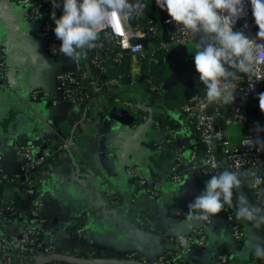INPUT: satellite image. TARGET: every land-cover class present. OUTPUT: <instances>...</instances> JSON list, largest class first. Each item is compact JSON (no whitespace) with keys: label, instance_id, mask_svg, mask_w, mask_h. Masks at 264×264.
Instances as JSON below:
<instances>
[{"label":"crops","instance_id":"obj_1","mask_svg":"<svg viewBox=\"0 0 264 264\" xmlns=\"http://www.w3.org/2000/svg\"><path fill=\"white\" fill-rule=\"evenodd\" d=\"M47 41L40 20L37 24L30 20L25 6L0 0V49H5V61L18 68L14 90L17 101L0 95V183L23 177L25 159L18 147L32 145L35 158L52 157L45 160L46 165L37 167L40 169L28 186L4 191L3 199L18 214L0 217V230L8 236H19L28 229H39L34 244L36 256H46L51 250L83 258L154 263L173 250V264H220L218 255L223 250L229 264H253L254 250L264 244V235L254 232L240 255L237 250L231 251L222 241L225 234L233 238L226 206L210 216V222L188 219V203L205 189L210 176L204 147L183 110L186 102L167 110L168 90L150 95L146 84L136 80L128 65L129 70L116 78H109L107 69L106 83L113 100L130 109L132 114L127 120L132 121L125 124L116 119V113L122 112L119 107L113 106L109 114L112 99L99 95L93 83L90 108L83 113L62 95L58 79L61 72H74L75 63L63 55H52ZM190 58L193 56L187 60ZM124 61L118 65L112 60L120 67L127 65ZM88 70L92 74L93 68ZM187 74L192 76L190 65ZM128 76L130 84L126 82ZM178 85L184 84L173 87ZM188 88L190 98L206 92L205 86L196 85L195 80ZM36 90L47 94L34 97ZM260 93H264L263 87L253 96L251 106L257 107L255 114L264 117L259 108ZM138 108L146 118L139 119ZM9 120L18 128L9 125ZM226 133L230 139L227 129ZM7 134L14 138H6ZM225 169L230 171L223 160ZM248 172L240 174L242 185L233 190L236 217L240 197L250 204ZM175 174L180 175V181L174 179ZM34 209L37 216L32 214ZM239 220L244 231L246 220ZM199 231L206 234L203 246ZM179 235L192 237L189 250L176 249L171 238ZM244 239L245 233L236 240Z\"/></svg>","mask_w":264,"mask_h":264},{"label":"built area","instance_id":"obj_2","mask_svg":"<svg viewBox=\"0 0 264 264\" xmlns=\"http://www.w3.org/2000/svg\"><path fill=\"white\" fill-rule=\"evenodd\" d=\"M14 2L23 5L27 9V17L30 20L38 18L40 20L41 30L48 36V47L54 56L62 55L58 50L61 45V41L58 40L54 34L55 22L51 19L52 12L54 11L58 18L60 14H63V0H13ZM147 5V2L144 0ZM59 4V6H57ZM151 11L155 16L161 19V22H156L154 18H149L145 21H141L134 25L130 18L127 22L122 21L115 14L110 25L106 26L100 33V39L96 42L97 46L91 50H88L86 54H82L79 60L74 61V72H61L58 75V79L61 83L60 90L62 95L76 105H79V99L75 95L77 92H81L84 95H91L90 86H83V78L76 75V71L80 70L83 63L86 65V75L91 77L93 88H96L98 92H103L100 88L101 84H106L107 87V68L100 65V59L103 56L104 59L110 57L116 64L122 65L126 55L137 57L142 55L145 48L142 43H132L133 37L147 38L148 47L151 52H168L170 43L179 45H189L196 43V37H190L180 31L178 26L174 23H169L170 17L167 11L161 10L155 3V0L150 2ZM166 25L169 40L163 35V27ZM247 25V27H245ZM234 31H242L246 36L255 38L256 33L259 31L258 26L255 24L254 17L252 15V7L250 0H245V14L236 21L234 25ZM260 42V41H258ZM5 49H0V63H3L5 56ZM83 62V63H82ZM99 66V67H98ZM90 67L93 71L90 74ZM100 68V70H99ZM91 75V76H90ZM264 86V81L255 82V88H249L248 77L244 74H240V81L238 82L235 92V100L233 104L224 106L211 104L208 105L206 101V92L196 97L199 99L190 98L183 110L186 113L192 128L197 133L200 142L204 147L203 157L208 165V173L211 175L219 174L222 172V161L225 160L228 163L230 171L237 172L239 175L244 171L263 170L264 171V151H257L256 148H250L243 146L240 143H232L227 136L226 129L233 124L247 123L250 126V137L254 140L259 138L264 140L263 127L259 119H252L250 117V110L248 104L251 102L255 93H257ZM39 90L33 92V96L39 95ZM44 95L47 93H43ZM127 103V102H126ZM133 106L132 103H127ZM146 118V116H143ZM259 125V129L257 128ZM33 146L26 145L18 147L19 153L25 159V165L23 166L24 172L30 169H37L45 163V157L35 158L32 152ZM197 155H194V159ZM214 161L217 164L216 168L211 167V162ZM239 164V167H237ZM264 179V172H259ZM174 179L181 180L179 174L174 175ZM253 176L250 177V180ZM249 180V181H250ZM140 183L146 184L144 180H139ZM251 187V186H250ZM255 195L258 198L257 205L264 207V195H258L261 190L264 189V183L257 187H251ZM226 214L228 220L232 224L233 237L237 240H241L244 236V231L241 223L237 221L236 213L232 206L226 205ZM33 215H38L37 210H33ZM210 222V218L208 219ZM38 235L37 229H28L20 236H8L2 230H0V254L5 264H32L35 261L34 244ZM199 242L203 246L205 245L206 234L203 231L198 232ZM176 245V249L180 248L185 251L189 250V243L192 239L191 236L179 235L171 238ZM181 241H184L183 243ZM49 251V250H48ZM175 251H170L166 255H163L153 264H169L172 258L175 256ZM53 251H49L52 254ZM29 255H31L30 258ZM218 261L220 264H229V256L226 251L221 250L218 255ZM51 264H56L52 262Z\"/></svg>","mask_w":264,"mask_h":264},{"label":"clouds","instance_id":"obj_3","mask_svg":"<svg viewBox=\"0 0 264 264\" xmlns=\"http://www.w3.org/2000/svg\"><path fill=\"white\" fill-rule=\"evenodd\" d=\"M155 3L167 11L169 23H174L187 36L199 38L193 63L206 89V104H233L241 73L248 77L250 89L254 90L255 82L264 81V0H250L259 29L255 38L233 30L236 21L245 14V0H155ZM146 6L144 0H63V14L57 18L53 11L51 15L55 22L54 34L61 41L58 51L72 61L79 60L82 54L97 46L101 31L111 24L114 14L127 22L142 16ZM258 99L260 111L264 113V93ZM242 145L264 151V140L259 138L248 137ZM211 167L216 168L217 164L212 161ZM251 175V187L264 183L260 175L255 172ZM241 185L237 172L225 169L211 175L205 189L188 203V219L207 220L226 205L232 206L233 190ZM258 195H264V189ZM237 218L258 228L264 224V207L250 205L240 197ZM254 251L256 256L264 257V244Z\"/></svg>","mask_w":264,"mask_h":264},{"label":"water","instance_id":"obj_4","mask_svg":"<svg viewBox=\"0 0 264 264\" xmlns=\"http://www.w3.org/2000/svg\"><path fill=\"white\" fill-rule=\"evenodd\" d=\"M161 21V19H159ZM34 23H39V19L36 18L33 20ZM163 27V35L164 37L169 40V33L167 30L166 25H162ZM132 43L136 44V43H142L145 50L148 47V39L147 38H140V37H133L131 39ZM197 44L193 43V44H189V45H179V44H174V43H170L169 45V52L163 57V59L161 60L162 62L165 63H169L172 65L173 67V71L170 74V76L165 80L163 88L165 91H169L175 84L178 83H182L187 87H193L194 85V78L192 76H190L189 74H187V70L189 68V61L187 60V58L189 57H194V53L196 50ZM107 63V67H108V74L107 76L109 78H116L118 75H120L121 73H123L124 71H128L129 70V66L125 65L124 67H120L115 65L112 62V59H107L106 61ZM17 73H18V68L16 66H12L9 65L6 61H5V56L3 58V63H0V95H5L10 97L12 100L17 101L16 99V95L14 94V90L17 88L18 83H17ZM128 84L131 83V77L128 76L127 77V81ZM113 84V83H112ZM148 90V89H147ZM17 91V90H16ZM99 95H102L104 97H106L107 99H112V101L110 102V107H108L107 112L110 114L111 109L113 106L115 107H119L122 112L120 113H116V119L120 122L123 123H130L132 120H127V118H130V114H132V112L130 111L129 108H127V106L125 104H118L116 103V101L113 100V95H112V91L110 92V90H103V92H98ZM111 95L112 97L110 98ZM26 99H28L29 103L33 106H36V102L31 101V97L26 96ZM19 104V102H17ZM52 100L48 101V104H51ZM90 108V106H89ZM16 109H18V107L16 106ZM19 111H23L22 109H20ZM28 115L30 114L29 112H27ZM255 118L259 119L262 123V127H263V135H264V117L259 115V114H255L254 115ZM17 119V118H16ZM14 124L13 127H17L18 125L17 123H12L11 120H9V125ZM6 138H8V136H12L10 138H14V135H5ZM7 140V139H6ZM10 141V140H9ZM14 142H11V144H13ZM46 165V162L43 164ZM42 167V166H41ZM40 169V168H38ZM38 169H34L33 172H36ZM1 176V175H0ZM7 188H11L9 186L5 187L3 189V194L4 191ZM16 188V187H14ZM8 214H11V211H8ZM245 226L246 228L244 229V233H245V239L242 242H238L234 237H230L229 235H224L225 237L222 238V241L226 244L229 245L230 250L231 251H238L239 255L241 254L240 250L243 249L246 244H248L250 242V238L252 236V234L255 232V235H258L260 233H256L255 230H253V225L251 223V225H249L248 221H245ZM250 227V228H248ZM253 227V228H252ZM21 234H19L20 236ZM261 236V234H260ZM253 249V246H251V250ZM53 261H64L67 262L69 264H153V263H148V262H142V261H137V260H133V259H107V258H83L81 256L78 255H74V254H63V253H52V254H48L46 256H42V255H37L35 256V262L33 264H51ZM0 264H5L1 258V254H0Z\"/></svg>","mask_w":264,"mask_h":264},{"label":"trees","instance_id":"obj_5","mask_svg":"<svg viewBox=\"0 0 264 264\" xmlns=\"http://www.w3.org/2000/svg\"><path fill=\"white\" fill-rule=\"evenodd\" d=\"M150 0L147 2V6L144 10V13L142 16H138V17H134L131 19V22L136 25L141 21H145L149 18H154V20L156 22H161L158 18V16H155L153 14V12L151 11V5H150ZM196 42L199 43V38L196 37ZM169 52V51H168ZM168 52H151V50L149 48H147L142 55H138L136 57V61L138 62L141 70L140 72L135 76L136 80L142 83H145L148 89V92L150 93V95L154 96L157 93H159V91L163 88L164 82L165 80L170 76V74L172 73V69L170 67V65L168 63L162 62L161 60L163 59V57L168 53ZM133 56L131 55H126L125 56V61L124 63L130 66V70H132V62L130 59H132ZM193 59L194 57L190 60L189 59V65H190V74L193 76L194 80H195V84L196 85H203L202 82H200L199 80V75L198 73L195 71V66L193 63ZM106 59H104V57L102 56L100 59V65L105 66L107 68V63H106ZM83 63V62H82ZM99 67V66H98ZM108 69V68H107ZM86 65L83 63V66L80 70L76 71V75H78V77H82L83 78V86L85 87H89L90 84L92 83V79H90L89 77H87L86 75ZM100 70V68H99ZM132 73V72H130ZM101 86V90H107L105 84H100ZM264 88V86H263ZM78 95H75L76 97H78L79 99V105L78 107L81 108V111H83V113L88 112L89 110V106H90V95H84L83 93H81L80 91L77 92ZM41 95H43V93H39V95H37L38 97H40ZM191 94V90L184 86V85H178L175 86L173 88H171L168 93H167V97L165 100V107L167 110H173L176 108H180L183 106V104L185 102L188 101V99L190 98ZM110 98L112 97L111 95ZM249 110H250V117L252 119H255V112L257 111V107L256 106H251V102L248 104ZM88 110V111H87ZM138 113H139V119H142L144 114H146L141 108L137 109ZM141 121V120H140ZM72 124L75 126L76 121L72 120ZM52 157L47 156L45 157V160H49ZM253 172H255L256 174H258L259 172H264L263 170H254L251 171L250 173L248 172V175H251ZM35 172L32 171V169L26 171L23 174V177H16L18 179L15 178V180H11V179H4L1 183H0V217H6L8 216V211H11V214H18L16 213V210H14L13 208H10L9 205L5 202V200L3 199V189L7 186L9 187H24V186H28L29 182L31 180H33L35 177ZM252 176V175H251ZM250 187V185H249ZM251 190V195H250V205H257L258 203V198L255 195L254 191L252 190V188L250 187ZM237 221L241 223V221L237 218ZM257 230L259 231V233H261L262 235H264V224H261ZM39 229H38V235L36 237V242L38 241L39 238ZM22 235V234H21ZM31 255H29L28 258H30ZM253 258V264H264V257H258L255 255V253L252 256ZM174 259L175 257L172 258V260L170 261L169 264H173L174 263ZM56 264H67L64 261H53Z\"/></svg>","mask_w":264,"mask_h":264},{"label":"rangeland","instance_id":"obj_6","mask_svg":"<svg viewBox=\"0 0 264 264\" xmlns=\"http://www.w3.org/2000/svg\"><path fill=\"white\" fill-rule=\"evenodd\" d=\"M146 2L149 0H145ZM152 1V0H150ZM192 58H190L191 60ZM132 62V70L134 71V75L136 76L140 71H139V64L138 62L132 58L130 59ZM141 70V68H140ZM227 131L229 133L230 136V141L235 142V143H239L242 140H244L245 138L250 137L251 135V131H250V126L247 123L244 124H233L227 127Z\"/></svg>","mask_w":264,"mask_h":264}]
</instances>
